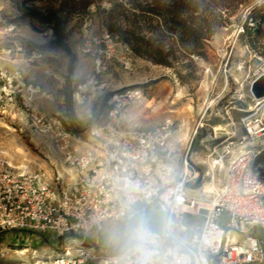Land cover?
Wrapping results in <instances>:
<instances>
[{
    "label": "rangeland",
    "instance_id": "rangeland-1",
    "mask_svg": "<svg viewBox=\"0 0 264 264\" xmlns=\"http://www.w3.org/2000/svg\"><path fill=\"white\" fill-rule=\"evenodd\" d=\"M62 1L0 0V170L45 172L50 179L60 175L64 182L76 177L75 169L64 162L53 131L35 125L23 106L22 89L31 85L33 101L45 119L57 117L65 129L76 133L89 128L92 118L103 120L107 101L127 92L137 94L125 105L124 119L141 127L169 123L171 160L180 166L186 155L197 172L196 180L188 184L189 193L197 198L210 199L222 186L231 159L246 148L258 150L253 169L264 174V136L243 140L238 124L242 109L252 104L253 74L264 67V12H251L264 0H247L229 15L223 11L222 17L228 19L218 23L204 55L176 51L164 56L168 66L134 55L107 30L101 10L121 0H94L87 6L81 0L63 5ZM26 7L42 12L62 9L66 42L74 56L69 84L65 79L69 56L47 45L52 31L25 14ZM107 40L113 56L96 71L92 50L104 49ZM78 86L83 102L75 106ZM75 97L80 98L77 93ZM78 144L85 150L86 145ZM202 222V215L186 216L192 228ZM124 226L104 223L96 233L99 246L117 245ZM60 244L53 231H1L0 264L30 261L31 255L44 256Z\"/></svg>",
    "mask_w": 264,
    "mask_h": 264
},
{
    "label": "built area",
    "instance_id": "built-area-1",
    "mask_svg": "<svg viewBox=\"0 0 264 264\" xmlns=\"http://www.w3.org/2000/svg\"><path fill=\"white\" fill-rule=\"evenodd\" d=\"M109 41L104 49L92 50L96 71L113 56ZM260 76L264 67L254 72L252 104L238 119L243 140L264 136V95L251 90ZM22 90L32 122L53 131L76 177L64 182L60 175L50 179L45 172L0 170V232L53 231L61 239L44 256L5 264H264V174L253 169L258 150L238 153L227 165L222 186L207 201L198 200L189 193L197 172L186 155L180 166L171 160L169 123L141 127L124 119L125 105L137 94L107 101L103 120L92 118L89 128L74 133L57 117L45 119L31 85ZM81 92L78 86L73 93L75 106L83 102ZM190 214L202 215V224L190 227ZM104 223L125 225L117 245L97 243ZM140 223L151 234L143 251L127 240Z\"/></svg>",
    "mask_w": 264,
    "mask_h": 264
},
{
    "label": "trees",
    "instance_id": "trees-1",
    "mask_svg": "<svg viewBox=\"0 0 264 264\" xmlns=\"http://www.w3.org/2000/svg\"><path fill=\"white\" fill-rule=\"evenodd\" d=\"M93 1L81 0L85 6ZM246 1L121 0L107 10L102 9L103 15L100 18L107 30L134 55L168 66L164 56L174 55L176 51L182 55H204L206 42L218 23L221 19H228L227 16L223 18L221 13L224 11L229 15ZM66 3L67 0L62 1V5ZM97 6L99 9V5ZM60 10L62 9H48L42 12L26 7L24 12L50 28L52 37L47 42L48 46L59 48L69 56L65 78L66 84H69L68 76L73 72L74 56L66 42ZM258 10L264 12V2L254 6L251 12ZM249 18L251 21L256 19L253 14Z\"/></svg>",
    "mask_w": 264,
    "mask_h": 264
},
{
    "label": "clouds",
    "instance_id": "clouds-1",
    "mask_svg": "<svg viewBox=\"0 0 264 264\" xmlns=\"http://www.w3.org/2000/svg\"><path fill=\"white\" fill-rule=\"evenodd\" d=\"M119 237H117V240ZM151 234L143 223L138 224L135 228L131 229L128 233L127 240L138 251H143V246L150 242Z\"/></svg>",
    "mask_w": 264,
    "mask_h": 264
},
{
    "label": "water",
    "instance_id": "water-1",
    "mask_svg": "<svg viewBox=\"0 0 264 264\" xmlns=\"http://www.w3.org/2000/svg\"><path fill=\"white\" fill-rule=\"evenodd\" d=\"M251 90L255 96L264 95V76H260L254 81Z\"/></svg>",
    "mask_w": 264,
    "mask_h": 264
},
{
    "label": "bare ground",
    "instance_id": "bare-ground-1",
    "mask_svg": "<svg viewBox=\"0 0 264 264\" xmlns=\"http://www.w3.org/2000/svg\"><path fill=\"white\" fill-rule=\"evenodd\" d=\"M76 98H77V97H76ZM116 98H118V97H116ZM77 99H80V98H77ZM215 162H216V161H215ZM217 162H218V161H217ZM196 199L199 200V199H202V198L198 197V198H196ZM205 200L207 201V199H205ZM206 201H204V202H205L204 204H205L206 206H209V203H207Z\"/></svg>",
    "mask_w": 264,
    "mask_h": 264
},
{
    "label": "crops",
    "instance_id": "crops-1",
    "mask_svg": "<svg viewBox=\"0 0 264 264\" xmlns=\"http://www.w3.org/2000/svg\"><path fill=\"white\" fill-rule=\"evenodd\" d=\"M124 118H125V116H124Z\"/></svg>",
    "mask_w": 264,
    "mask_h": 264
}]
</instances>
